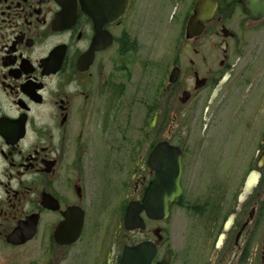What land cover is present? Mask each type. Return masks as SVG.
<instances>
[{"label": "flooded vegetation", "instance_id": "flooded-vegetation-1", "mask_svg": "<svg viewBox=\"0 0 264 264\" xmlns=\"http://www.w3.org/2000/svg\"><path fill=\"white\" fill-rule=\"evenodd\" d=\"M0 264H264V0H0Z\"/></svg>", "mask_w": 264, "mask_h": 264}, {"label": "rangeland", "instance_id": "rangeland-1", "mask_svg": "<svg viewBox=\"0 0 264 264\" xmlns=\"http://www.w3.org/2000/svg\"><path fill=\"white\" fill-rule=\"evenodd\" d=\"M160 12L157 8V10L154 12L153 19L155 21L158 20V17L162 18V21L160 23H154L153 20L150 18V21H148V25L144 28L143 38L141 40V54L140 56L143 61L149 62L153 59V62H155L154 69L151 66L148 70H143L142 66L139 68V77H138V89L141 90V94L144 92H147L150 88H152L153 83H156L159 78V67H163V54L167 53L169 54L171 52V47L164 43L162 45H159L160 42L157 40V36L159 34L161 37L165 38L167 36V39L171 38L173 39L176 35L174 31V27L170 26L169 23H167L166 19V12H161V15H159ZM176 15V14H175ZM180 20V17L177 15L174 17V20ZM155 74L153 73V71ZM149 72L151 74H149Z\"/></svg>", "mask_w": 264, "mask_h": 264}, {"label": "water", "instance_id": "water-1", "mask_svg": "<svg viewBox=\"0 0 264 264\" xmlns=\"http://www.w3.org/2000/svg\"><path fill=\"white\" fill-rule=\"evenodd\" d=\"M125 3H126V1H125ZM198 9H199V12H198V15L196 16V17H194V19L193 20H197L198 18H199V16H200V13H201V9L198 7ZM175 159V157H173V160ZM176 159H177V157H176ZM176 168H177V171H176V180H178V177H179V169H180V166H179V163H178V159H177V163H176ZM147 211H148V213H149V210H148V208H145ZM164 211H166L167 210V208H164L163 209ZM136 214H134L133 212H132V210L130 209V211L128 212V214H127V218H132V217H134ZM128 220V219H127ZM129 222L127 221V224H128Z\"/></svg>", "mask_w": 264, "mask_h": 264}]
</instances>
